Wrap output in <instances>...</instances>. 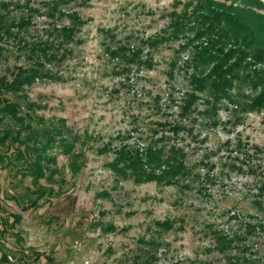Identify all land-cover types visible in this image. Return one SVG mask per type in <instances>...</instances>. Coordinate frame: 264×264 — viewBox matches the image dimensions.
Wrapping results in <instances>:
<instances>
[{"label": "rangeland", "instance_id": "374dc122", "mask_svg": "<svg viewBox=\"0 0 264 264\" xmlns=\"http://www.w3.org/2000/svg\"><path fill=\"white\" fill-rule=\"evenodd\" d=\"M50 1L0 0V17L14 19L30 6L37 10L27 38L47 37L53 22L56 28L69 25L59 12H77L87 21L77 42L68 45L72 54L55 67L46 66L61 80L35 81L5 99L21 103V115L64 126L78 140L69 154L54 141L49 152L54 172L49 179L46 171L37 183L25 174L27 162L15 159L17 145L0 147V264H264V216L250 204L264 175V152L255 154V147L264 149V112L241 115L237 123L222 107L217 127L194 112L196 123L189 128L198 138L187 132L167 134L187 150L191 161L210 155L209 166L199 168V176L189 181L138 185L109 167L116 147H143L145 124L163 117L177 120L176 109H164L170 93L181 101L189 79L180 71H174V79L167 75L182 40L159 45L151 52L152 68H132L128 81L114 74L116 62H110L105 46L126 39L136 44L162 34L174 2L195 0H66L54 19L47 15ZM148 52L143 49L144 58ZM190 52H181L178 65ZM25 62L14 39L0 37V76L10 79L14 66ZM156 95L157 106L152 100ZM197 107L202 110V100ZM4 123L0 129L14 127L8 117ZM226 141H231L230 148H225ZM238 141L244 147L235 153ZM104 146L110 150L99 154ZM232 162L242 172L232 170ZM248 166L256 175L246 171ZM42 191L38 207L26 209ZM166 221L168 230L158 225ZM218 231L233 239L224 253L215 248L213 233Z\"/></svg>", "mask_w": 264, "mask_h": 264}, {"label": "trees", "instance_id": "16d2710c", "mask_svg": "<svg viewBox=\"0 0 264 264\" xmlns=\"http://www.w3.org/2000/svg\"><path fill=\"white\" fill-rule=\"evenodd\" d=\"M64 2L66 0H51L47 3V15L54 19L55 14L60 11L59 5L65 4ZM180 5L182 7L178 9ZM1 6L2 9L8 7L5 4ZM173 7L162 34L136 40V44L126 39L124 42L118 40L105 46L110 62H116L114 74L124 76V80L128 81L132 68H152L151 52L159 45L182 40L174 52L175 57L169 63L167 75L174 79V71L184 72L188 75L189 88L182 94L179 102L170 93L167 101L170 105L164 109L166 112L176 109L177 120L163 117L162 120L152 121V125L145 124L143 147L123 145L113 149L114 158L109 164L111 170L123 179H132L138 185H177L181 180L189 181L198 177L199 168L209 166V153L191 161L187 150L167 136L187 132L196 138L197 134L189 128L196 123L195 116L192 117L194 112L207 117L212 127L218 126L217 115L222 107L232 112L237 123L240 122L241 115L264 112V3L260 0H195L186 3L175 1ZM25 10L24 15L14 19L0 17L1 39L13 38L17 53L26 61L14 66L9 73L10 79L6 75L0 76V127L5 124L7 117L14 121V127L6 124L4 129H0V147L17 145L15 159L27 162L25 174L32 176V180L37 183L45 177L46 171L50 172L49 179L54 172L51 164L55 161L49 153L54 147V141L59 140L63 152L69 154L78 138L64 126L51 123L46 125L41 120L34 122L29 114L21 115V103L11 102L5 99V95L20 94L34 85L35 81L61 80L58 73L53 74L52 69L48 70L46 66L55 67L72 54L68 45L77 42L75 37L87 21L77 12H59L58 17L66 18L69 25L56 28L52 20L54 24H51L47 37L27 38L25 34L32 24L31 16L37 10L31 6ZM114 38V35H110L111 40ZM144 48L149 51L145 58ZM189 49L191 52L187 60L178 65L181 52ZM152 100L157 106L160 97L156 95ZM201 100L204 109L198 111L197 103ZM167 116L171 117L165 114ZM26 118L29 120L26 121ZM224 144L225 148H230L231 141ZM21 146L23 149H20ZM234 147V152L237 153L242 151L244 145L238 141ZM255 148L256 155L264 152V149ZM108 150L109 147L104 146L98 152L103 154ZM246 152L248 151H245V155L249 158ZM229 154L231 155V151ZM2 157L0 154V161H3ZM72 165V169L76 171L78 163L73 161ZM212 165L216 166L215 163ZM230 166L232 170L242 172V168L235 163L232 162ZM248 167L246 171L251 176L256 175L257 171ZM261 178L256 186V196L250 204L264 216V175ZM42 193L43 191L36 193V199L25 208H37ZM19 219V216L14 217V221ZM158 225L167 230L171 228L167 221ZM259 226L262 227L261 223ZM250 228L252 230L254 226L251 225ZM213 236L215 248L220 253L231 249L233 239L220 231L214 232Z\"/></svg>", "mask_w": 264, "mask_h": 264}]
</instances>
